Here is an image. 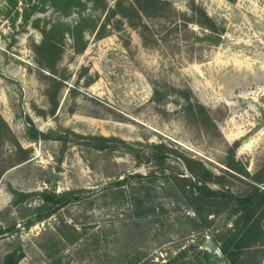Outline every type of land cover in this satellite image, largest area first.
<instances>
[{"label": "rangeland", "instance_id": "obj_1", "mask_svg": "<svg viewBox=\"0 0 264 264\" xmlns=\"http://www.w3.org/2000/svg\"><path fill=\"white\" fill-rule=\"evenodd\" d=\"M104 1L106 8L87 3L82 14L96 26L79 52L65 34L52 72L38 62L42 30L75 24L78 13L60 15L42 0H0V264L14 250L18 264H216L206 244L220 245L235 216L225 211L208 216L210 227L195 225L176 183L148 179L161 173L148 157L163 144L164 173L187 175L191 158L234 192L247 190L248 176L225 172L235 145L249 175L264 165V0ZM201 10L217 32L200 25ZM182 92L214 124L188 113ZM27 117L70 141L30 139ZM75 134L119 148L96 150L74 142ZM126 144L145 155L141 162ZM68 191L86 197L25 225L41 212L44 193ZM246 257L264 264V246Z\"/></svg>", "mask_w": 264, "mask_h": 264}, {"label": "trees", "instance_id": "obj_2", "mask_svg": "<svg viewBox=\"0 0 264 264\" xmlns=\"http://www.w3.org/2000/svg\"><path fill=\"white\" fill-rule=\"evenodd\" d=\"M12 4H16V0H10ZM43 4L49 5L54 11L60 15L69 17L73 13H78V19L75 24L69 25L62 21H57L50 25L47 29L44 27L42 30L43 39L39 46L36 47L40 59L38 62L53 72L55 61L52 62V57H57L61 52V45L65 44L64 37L68 33L69 36L74 40V50L79 52L83 49V38L87 30H91L96 24L91 23L94 20L89 16H84L82 11L86 8L87 3H92L95 8H106L104 0H42ZM234 2L235 0H229ZM147 0H144L146 4ZM141 9L144 11V7L139 3ZM38 5L33 4L29 8L25 9V22L28 21L30 13L35 12ZM29 9L30 11L28 12ZM116 13L115 9H111L109 16ZM202 19L199 21L200 25L210 30L217 32L214 21L204 13L200 11ZM36 27H39V20L36 21ZM103 32V30H102ZM213 40L218 43L219 38L213 37ZM46 56V57H45ZM47 58V59H46ZM50 62V63H49ZM159 93L156 90L154 92L153 99L159 102ZM182 96L185 102V110L191 115L196 114L200 119H206L208 123L214 124V119L211 118L207 110L202 104L196 101H192L191 96L188 93L182 92ZM0 121L3 120L0 118ZM29 125V137L32 140L42 139H57L64 143L70 141L69 134L64 136H54L43 133L40 131L32 122L30 117L26 118ZM76 138H80L78 141H74L78 144H83L90 148L111 151L116 150L119 147L114 145L113 139L104 136H81L76 135ZM237 146V145H235ZM235 146L232 147L231 158L227 163L230 177H236L235 173L244 174L249 177V187L243 193L234 192L224 181V176H215L208 168L203 165L200 160L185 159V173L179 174H166L164 173V165L166 164V146L163 144L152 145L153 151L148 157L151 161L155 162L159 166L161 173L159 175L155 172H151L148 175V179L163 178L171 180L178 185V191L182 195V199L187 208L194 213L192 221L197 226L203 228L210 227L212 220L208 219L209 215H218L225 211L230 212L234 217V227L229 230L222 239L221 244L218 242H212L223 254L225 264H246L247 253L253 247L258 244L264 246V165L258 169L253 175H249L245 169L240 168V163L234 159L233 152ZM129 152L134 154L139 162H141V154L145 155L135 147L125 145ZM141 153V154H140ZM232 172H231V171ZM159 176V177H158ZM138 178H142V175H137ZM126 181V180H125ZM121 182H124L122 180ZM220 183L224 186L218 187L217 189L212 188L210 185ZM86 196L80 191H68L61 194L52 192L44 193L43 198L45 205L40 208L41 212L35 217L30 218L26 221V226L33 225L36 221L43 220L62 208L83 200ZM17 227L13 226L8 231L16 230ZM6 232V230H0V237ZM65 235V233H64ZM81 237L79 232L75 235H70V241L73 243ZM215 239V238H214ZM217 240V239H215ZM209 244H206L207 250L204 252L208 257H212L213 260L218 263L214 256L211 254ZM22 257V253H18L16 250L9 252L5 255L2 264H18ZM166 264H177L176 261H168Z\"/></svg>", "mask_w": 264, "mask_h": 264}, {"label": "water", "instance_id": "obj_3", "mask_svg": "<svg viewBox=\"0 0 264 264\" xmlns=\"http://www.w3.org/2000/svg\"><path fill=\"white\" fill-rule=\"evenodd\" d=\"M211 254L214 256V259L220 263V264H225V260H224V257H223V254L222 252L220 251L219 248H217L214 244H209L208 246Z\"/></svg>", "mask_w": 264, "mask_h": 264}]
</instances>
